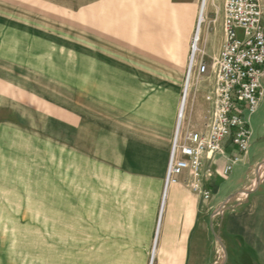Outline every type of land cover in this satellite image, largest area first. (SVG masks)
<instances>
[{"label":"rangeland","instance_id":"obj_1","mask_svg":"<svg viewBox=\"0 0 264 264\" xmlns=\"http://www.w3.org/2000/svg\"><path fill=\"white\" fill-rule=\"evenodd\" d=\"M121 3L0 0L2 18L23 20L31 34L28 59L15 50L0 60V264H149L151 256H127L126 230L131 217L160 214L161 195L137 171L158 162L134 153V117L147 93L109 105L101 92L103 51L117 44L116 18L101 15ZM263 108L251 114L256 130ZM255 173L214 216L222 264H264L240 253L257 248V234L244 241L238 225L251 216L256 230L260 221L247 210L263 193L264 162Z\"/></svg>","mask_w":264,"mask_h":264},{"label":"crops","instance_id":"obj_2","mask_svg":"<svg viewBox=\"0 0 264 264\" xmlns=\"http://www.w3.org/2000/svg\"><path fill=\"white\" fill-rule=\"evenodd\" d=\"M101 16L116 18L117 23L116 51L110 52V46L103 51L108 56L104 54L102 62L103 102L107 100L110 105L111 97L128 102L147 93L139 116L136 112L134 117V153L140 155V160L158 162L157 168L137 171L142 173L140 176L149 178L156 196L161 195L160 214L148 222H142L137 216L131 217L126 229L131 240L127 256H151L152 264H222L221 248L214 244L217 239L213 219L220 206L250 186L259 164L264 162V122L257 130L250 126L253 135L246 153L240 152L227 138L225 154L204 159L202 182L210 195L208 199L192 189L188 170L168 187L166 193L164 190L177 129L179 141L183 144L189 132L207 129L206 115L210 104L206 95L213 88L212 66L222 49L224 0H123L116 10H108ZM200 16L203 19L199 26ZM5 18L0 15V60L14 59L15 50L20 52L17 56L21 61L28 59L29 27H24V21L16 17L5 15ZM198 26V46L180 119L191 45ZM115 63L118 68L113 72L109 67ZM202 63L207 66L205 74L199 70ZM263 80L264 68L259 107L264 106ZM255 134L258 138L254 137ZM229 165L231 170L225 172ZM255 201L259 203L253 202V209L247 212L251 210L259 216L256 230H251L254 226L251 216L250 219L245 216L238 225L244 241L249 242L248 233L257 234L253 239L257 248L251 252L241 250L240 253L264 260V188L262 195L255 196Z\"/></svg>","mask_w":264,"mask_h":264},{"label":"built area","instance_id":"obj_3","mask_svg":"<svg viewBox=\"0 0 264 264\" xmlns=\"http://www.w3.org/2000/svg\"><path fill=\"white\" fill-rule=\"evenodd\" d=\"M201 21L199 19V26ZM199 26L191 45L189 74L182 96L180 119L197 51L195 46L199 39ZM206 68V64L202 63L199 67L200 73L205 74ZM263 68V0H224L222 49L212 66L213 88L206 95L210 104L206 115L207 129L204 132H189L184 144L179 141L177 129L166 173L165 189L176 183L179 176L188 170L192 189L208 199L210 195L205 191L202 182L205 176L204 159L225 154L227 138H230L240 152L246 153L249 150L253 134L248 116L260 104ZM234 159L238 160V157ZM231 168V165L227 166L225 172Z\"/></svg>","mask_w":264,"mask_h":264},{"label":"bare ground","instance_id":"obj_4","mask_svg":"<svg viewBox=\"0 0 264 264\" xmlns=\"http://www.w3.org/2000/svg\"><path fill=\"white\" fill-rule=\"evenodd\" d=\"M203 19V16H200V20H202ZM198 36H199V30H198ZM197 46H198V44H196V46H195V49H197ZM180 110H182V109H180ZM180 120V119H179ZM180 122V121H179ZM165 191V193H166V191H167V189H165L164 190ZM155 250H156V248L154 247V253H155ZM150 264H152V262L150 261Z\"/></svg>","mask_w":264,"mask_h":264}]
</instances>
